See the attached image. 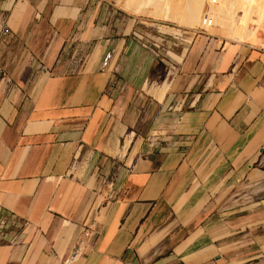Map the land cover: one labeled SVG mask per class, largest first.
<instances>
[{
  "label": "crops",
  "instance_id": "crops-1",
  "mask_svg": "<svg viewBox=\"0 0 264 264\" xmlns=\"http://www.w3.org/2000/svg\"><path fill=\"white\" fill-rule=\"evenodd\" d=\"M183 41L0 0V264H264V49Z\"/></svg>",
  "mask_w": 264,
  "mask_h": 264
},
{
  "label": "bare ground",
  "instance_id": "bare-ground-1",
  "mask_svg": "<svg viewBox=\"0 0 264 264\" xmlns=\"http://www.w3.org/2000/svg\"><path fill=\"white\" fill-rule=\"evenodd\" d=\"M161 1L162 0H115L116 5L119 8H121L123 11L129 14H133V15H137L141 17L147 24L148 23L150 24L153 21L160 20V21H165V22L174 21L173 23L179 22V23H183L186 25L194 24V27H195V23L199 21V17L202 15L201 9L203 7L204 0H194V1L189 0V2H187V5H186L187 12L185 13H177V12L175 13L173 12L174 9L172 11V9L170 8L168 4L166 6L163 3L164 6H166L164 7ZM239 1L238 0H220L218 3V6L216 5L217 7L216 10L220 11L223 17H225L224 12H226L228 15L231 13L236 14L235 20L237 19V21L234 23V25H231V26L226 25L225 20L219 17L218 15L219 19L221 18L223 34L225 35L226 38L232 41L243 42V43L250 44V45L255 44L258 41L257 32L254 29H250L249 23L252 20H253L252 22H254L253 18L255 17H258L259 20H261L264 17V0H239ZM147 3H151V7H149V10L144 9V6H146ZM168 7L171 9L170 11L168 10ZM209 14H207L208 19L211 20L212 25H214L213 23L216 22V19L218 20V18L217 17L216 19H213L214 17L210 18ZM206 17L207 16L204 15V17L200 20V24H201L200 28L201 26H204L206 29L207 27L212 26V25L209 26L208 24L204 25L203 22ZM186 25L181 24V26H184V27ZM197 25L198 23L196 24V26ZM197 27H199V25ZM173 31L174 30H172V32Z\"/></svg>",
  "mask_w": 264,
  "mask_h": 264
},
{
  "label": "rangeland",
  "instance_id": "rangeland-1",
  "mask_svg": "<svg viewBox=\"0 0 264 264\" xmlns=\"http://www.w3.org/2000/svg\"><path fill=\"white\" fill-rule=\"evenodd\" d=\"M104 1L116 6L117 8H119L116 5L115 0H104ZM219 1L220 0H207V1L204 0L203 7L201 9L202 15L199 17V21L195 23V27H194V24L193 25H189V24L186 25L183 23L175 22L177 24L176 25L175 23H173L174 21L173 22H167V21L165 22V21H160V20L153 21V22H151L152 24L151 23L147 24L141 17H139L137 15L129 14V13L123 11L121 8H119V9L122 10L124 13H126L129 17L135 18L138 22L142 23L144 26L149 27L150 29H153L154 33L157 36H163L164 39H167V37L172 38V39L177 38V39H183L186 42V41H189V39H191V37L194 36L195 34H197L198 32L206 31V32L210 33L211 35L215 36V38L221 39L224 42H227V43L237 42V41L229 40L228 38L225 37V35L223 34V31H222V25H221V23H222L221 18H223L225 20L226 25H229V26L234 25V23L237 21V19L235 20L236 14L231 13L228 15L226 12H224L225 17H223L222 13L220 11L216 10L217 9L216 5L218 6ZM143 2H145V1H143ZM187 2H189V0H162L161 1V3L162 4L164 3L166 6L168 4L170 6V8L172 9V11L174 9L173 12H175V13L176 12L177 13L187 12V7H186ZM164 4H163V6H164ZM166 6H164V7H166ZM149 7H151V3H147L146 6H144V9L149 10ZM170 8L168 7L169 11L171 10ZM207 14H209L210 18L214 17L213 19H216V17H217L218 20L216 19V22L213 23L214 25H212L211 27H207L206 28L207 30H206L204 26H201V28H200V25H201L200 20L204 17V15H206L208 17ZM215 15H217V16H215ZM218 15H219V17H221L220 19H219ZM253 19H254V22H255V20H256V22L254 23V22H252L253 21L252 20L249 23V27H250V29L256 30L257 36H258L257 37L258 41L255 44H251V45L264 49V17L261 20H259L258 17H255ZM197 23H198L199 27H197L198 25L196 26ZM181 24L186 25V26L185 27L181 26ZM161 27H163V28H161ZM194 28H196V29H194ZM172 30H174V31L172 32ZM237 43H243V42H237ZM243 44H246V43H243Z\"/></svg>",
  "mask_w": 264,
  "mask_h": 264
},
{
  "label": "built area",
  "instance_id": "built-area-1",
  "mask_svg": "<svg viewBox=\"0 0 264 264\" xmlns=\"http://www.w3.org/2000/svg\"><path fill=\"white\" fill-rule=\"evenodd\" d=\"M203 23H204V25H206V24H208L209 26L212 25V22H211V20L208 19V17L205 18V20H204ZM111 59H112V54H107L106 57L104 58V61H103V64H102V66H103L104 69L109 66V63H110ZM88 236H89V232L87 230L81 231V234H80V237L81 238L79 239V246H78V248H80L81 244H83V242L85 241V239ZM76 255H77V250H76L75 254L73 255V258Z\"/></svg>",
  "mask_w": 264,
  "mask_h": 264
}]
</instances>
